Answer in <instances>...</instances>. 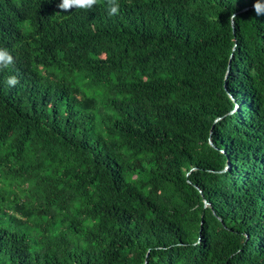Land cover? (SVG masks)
Wrapping results in <instances>:
<instances>
[{
	"label": "trees",
	"instance_id": "obj_1",
	"mask_svg": "<svg viewBox=\"0 0 264 264\" xmlns=\"http://www.w3.org/2000/svg\"><path fill=\"white\" fill-rule=\"evenodd\" d=\"M60 2L0 0V264H264V0Z\"/></svg>",
	"mask_w": 264,
	"mask_h": 264
},
{
	"label": "clouds",
	"instance_id": "obj_2",
	"mask_svg": "<svg viewBox=\"0 0 264 264\" xmlns=\"http://www.w3.org/2000/svg\"><path fill=\"white\" fill-rule=\"evenodd\" d=\"M103 3L106 7V11L109 16H115L120 13V0H61L58 7L62 11H70L73 8L79 9H91L98 4ZM256 14L258 16L264 15V9H261L260 5H254ZM15 57L9 51V49L0 47V72L11 71L15 65ZM19 79L16 75H10L7 77L5 83L9 87H15L19 84Z\"/></svg>",
	"mask_w": 264,
	"mask_h": 264
},
{
	"label": "water",
	"instance_id": "obj_3",
	"mask_svg": "<svg viewBox=\"0 0 264 264\" xmlns=\"http://www.w3.org/2000/svg\"><path fill=\"white\" fill-rule=\"evenodd\" d=\"M210 144H211L212 146H214L213 143H210ZM214 147H215V146H214Z\"/></svg>",
	"mask_w": 264,
	"mask_h": 264
}]
</instances>
